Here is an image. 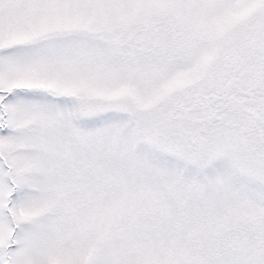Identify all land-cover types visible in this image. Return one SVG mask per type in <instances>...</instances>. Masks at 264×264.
<instances>
[{
    "label": "snow or ice",
    "instance_id": "obj_1",
    "mask_svg": "<svg viewBox=\"0 0 264 264\" xmlns=\"http://www.w3.org/2000/svg\"><path fill=\"white\" fill-rule=\"evenodd\" d=\"M0 264H264V0H0Z\"/></svg>",
    "mask_w": 264,
    "mask_h": 264
}]
</instances>
